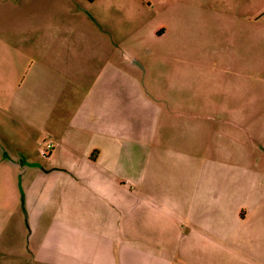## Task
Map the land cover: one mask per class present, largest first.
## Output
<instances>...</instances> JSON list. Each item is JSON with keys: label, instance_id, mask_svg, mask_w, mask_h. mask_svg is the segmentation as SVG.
Listing matches in <instances>:
<instances>
[{"label": "crops", "instance_id": "obj_1", "mask_svg": "<svg viewBox=\"0 0 264 264\" xmlns=\"http://www.w3.org/2000/svg\"><path fill=\"white\" fill-rule=\"evenodd\" d=\"M52 2L59 9L36 14L46 38L31 77L0 91V113L9 120L22 114L32 126L39 121L42 144H53L50 169L33 165L22 173L27 224L16 201L13 214L0 211V264H264V245L249 250L239 229L224 235L225 214L241 222L263 215L264 224V170L250 163L256 151L241 139L246 134L254 143L258 133L264 150V24L257 45L256 17L237 2L226 11L231 44L223 50L230 56L200 59V82L208 85L191 94L200 97L193 105L201 116L194 135L200 170L193 184L177 189L160 180L151 161L173 147L171 139L158 137L159 126L170 130L165 122H173V114L194 107L153 102L144 91L142 64L129 62L123 43L113 41L94 13L60 7L74 0ZM188 3L173 0L168 7L182 29L190 26L188 17L202 13ZM81 19L85 26L74 25ZM166 33L162 27L156 36ZM81 49L92 55L89 68L77 58ZM169 70L159 79L168 82L167 89L157 86L160 96L184 92L189 81L188 74ZM2 123L8 143L19 145L13 126ZM259 236L264 241V232ZM175 240L178 253L171 248Z\"/></svg>", "mask_w": 264, "mask_h": 264}, {"label": "rangeland", "instance_id": "obj_2", "mask_svg": "<svg viewBox=\"0 0 264 264\" xmlns=\"http://www.w3.org/2000/svg\"><path fill=\"white\" fill-rule=\"evenodd\" d=\"M52 1L54 0H0V91L9 92V88L12 87L14 90L25 76L31 77L30 66L34 60L41 57L40 45L43 38H46L43 37L40 29L43 26L42 19L36 14L44 8L59 9L57 3ZM189 1L192 11L198 10L202 13H193L188 17L190 26L186 29L172 23L173 18L168 12V7H171L173 0H74L72 5L68 6L60 2V7L63 11L69 9L78 11L82 16L94 13L98 17L106 29L111 31L113 41L123 43L122 47L128 55L129 62L137 59L142 64L144 91L151 100H154L153 102L165 99V101H159L162 106L171 104L186 107V105L199 104L200 97L191 94L199 93L201 88H206L208 85V80L200 82V75H198L200 59L210 62L222 56H230L228 49L223 50V47L231 44V16H227V9L236 6L239 2L240 8L244 7L247 13L255 15L257 45L262 44L258 43V40L264 24V19L258 18L264 7V0ZM80 21L81 23L74 22V25H86L83 19ZM64 23L66 25L67 21ZM97 23H99L98 20ZM162 27L167 30V33L162 38H158L156 33ZM75 35L76 33L74 37ZM80 39L89 41L88 37L83 35ZM120 52L121 50L118 53ZM91 56L88 50L81 49L77 58L81 62H86L89 68L88 58ZM180 59H187L192 63L184 66ZM169 69L171 72L189 75V81L186 82L185 88L181 89L185 94L184 92L175 93L178 95L165 94V96L157 94L158 85L167 89L168 82L159 81V79L168 75ZM205 72L207 73L206 70ZM87 83L89 85L90 81ZM191 110L194 112L173 114V122H165L172 125H167L170 130L165 131L159 126L158 137L163 141L171 139L169 143L173 147L170 151L161 150L159 157L154 161L150 159L152 163H156L155 169L159 171L160 180L172 182L177 189H184L189 184H193L195 174L200 170L199 140L194 135L199 134L201 116L198 113V107ZM3 119L13 126L12 136H15V141L19 145L8 143L9 139L2 132ZM27 119L26 116L23 118L22 114H16L12 120H9L0 113V211L3 217L13 214V204L16 201L24 211L26 224L28 220L24 210V196L21 192L22 181L24 182V178L26 180V175L22 178V173L27 170V167L33 165L43 170L52 167L50 153L43 154L42 141L45 132L40 130L41 125L37 124L39 121L35 124L36 126H32ZM228 139L225 137L226 142ZM241 139L244 140L243 143L250 144V148L256 151L255 160H251L250 163H255L257 168L263 171L264 150H261L258 143V133L254 143L246 134H242ZM20 145L27 154L20 149ZM224 168L227 167L224 166ZM163 173L166 175L165 178H162ZM260 178L264 181V173H261ZM244 182L247 183L246 178ZM240 184L242 185L243 182L241 181ZM263 227V215L251 214L241 222L237 218L234 220V217L229 219L225 214L224 235L232 234V231L238 232L239 229L243 232L241 234L246 236L241 242L254 252L264 245L263 237L259 236L264 232ZM229 228L232 230H227ZM178 246V240L171 243V248H175L177 253ZM234 264L249 263L239 259Z\"/></svg>", "mask_w": 264, "mask_h": 264}, {"label": "built area", "instance_id": "obj_3", "mask_svg": "<svg viewBox=\"0 0 264 264\" xmlns=\"http://www.w3.org/2000/svg\"><path fill=\"white\" fill-rule=\"evenodd\" d=\"M53 144L51 142H48L46 146L43 149V154L46 155L48 151L52 148Z\"/></svg>", "mask_w": 264, "mask_h": 264}]
</instances>
